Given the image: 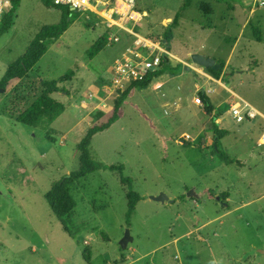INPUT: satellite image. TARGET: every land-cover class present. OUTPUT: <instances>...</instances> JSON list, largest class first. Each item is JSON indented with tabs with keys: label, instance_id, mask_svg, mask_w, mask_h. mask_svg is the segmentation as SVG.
I'll use <instances>...</instances> for the list:
<instances>
[{
	"label": "rangeland",
	"instance_id": "374dc122",
	"mask_svg": "<svg viewBox=\"0 0 264 264\" xmlns=\"http://www.w3.org/2000/svg\"><path fill=\"white\" fill-rule=\"evenodd\" d=\"M183 2L136 0L143 15L139 32L162 41L177 14L171 50L225 61L222 73L217 79L190 56L167 51L185 78L168 79L167 71L163 85L154 80L138 89L123 116L93 136L89 149L99 169L71 188L76 207L69 232L45 195L78 169L76 146L87 129L109 117L117 91L104 89L105 76L123 50L122 41L109 42L89 57L108 31L105 19L90 10H73L67 29L48 43L38 74L58 81L74 73L59 83L67 92L52 94L65 110L49 128L0 115V264H264V143L258 141L264 118L237 122L230 111L234 101L264 111V0H192L182 9ZM60 19L59 9L20 0L14 24L0 35V78L44 26ZM200 94L212 104V115ZM214 115L227 130L219 139ZM217 150L235 162L222 161ZM112 164L124 166L141 196L129 221L127 187L117 171L105 168ZM162 193L168 200L151 198ZM126 229L132 241L122 248Z\"/></svg>",
	"mask_w": 264,
	"mask_h": 264
},
{
	"label": "trees",
	"instance_id": "16d2710c",
	"mask_svg": "<svg viewBox=\"0 0 264 264\" xmlns=\"http://www.w3.org/2000/svg\"><path fill=\"white\" fill-rule=\"evenodd\" d=\"M46 7L59 9L61 11V19L58 23L44 26L39 33L34 37L26 51L14 62L7 66L3 76L0 78V115L8 116L16 121L28 125L30 127L47 129L50 125L64 112L65 105L52 97V94L59 91H65L64 87H60L59 83L68 81L73 76V70L60 78V80H47L42 78L35 66L40 58L46 53L48 43L56 40L67 29L70 22V14L74 11L66 5H58L52 0H40ZM224 1V0H217ZM20 0H11L10 9L4 14L0 24V35L6 32L14 24L19 8ZM192 0H184L182 9L191 6ZM201 8L205 12H212L210 4L203 3ZM229 8L232 6L229 4ZM178 24V15L173 18V22L164 34L167 49H170V42L173 38L172 27ZM255 37L261 40L259 31L253 27ZM108 44V32H105L88 50L89 57H93ZM220 67L216 70L209 68L208 71L215 77L219 78L222 73V68L225 61H218ZM176 74L179 71L178 66H172L169 57L166 53L161 55L159 66L149 71L145 77L140 80L131 81L125 85L123 90H117V95L113 100L111 113L105 122L92 125L87 129L81 140L76 146V151L79 157L78 169L65 175L62 179L54 182L45 198L64 230L69 232L68 223L73 216L76 202L71 195V188L75 180L84 178L92 172L99 169V165L93 160L90 154V144L93 136L103 130L108 129L115 121L123 116V105L128 102V98L134 95L138 89L147 87L153 78L161 75L164 72ZM3 89V91H2ZM201 99L205 103V109L209 115L213 113V106L201 95ZM103 113L100 111L96 114V118L100 119ZM218 116L214 115L212 119V128L217 139L223 137L227 130L220 129L219 124L215 121ZM218 157L226 162L233 163L234 159L226 155L224 152L216 151ZM240 163V162H237ZM105 168L117 171L120 175V180L127 187V211L126 219L129 221L131 213L134 211L137 202L141 196L133 189L132 179L125 177L123 174V165H105ZM85 259L89 262V251L85 249L83 252Z\"/></svg>",
	"mask_w": 264,
	"mask_h": 264
},
{
	"label": "built area",
	"instance_id": "2783aa9c",
	"mask_svg": "<svg viewBox=\"0 0 264 264\" xmlns=\"http://www.w3.org/2000/svg\"><path fill=\"white\" fill-rule=\"evenodd\" d=\"M58 5H66L74 11H92L105 19L108 31V43L119 42L123 32L133 37L132 44L111 64L108 83L104 89L113 93L114 90H123L131 81L140 80L149 71L155 70L165 52L163 43L142 35L138 30L141 13L137 11L136 0H52ZM264 4V2H262ZM11 0H0V24L4 14L10 9ZM113 30V31H110ZM196 103L201 104L199 97ZM231 114L235 121L241 122L246 118H255L258 112L250 105L243 106L239 101L231 104ZM260 143H264V131L260 136Z\"/></svg>",
	"mask_w": 264,
	"mask_h": 264
},
{
	"label": "crops",
	"instance_id": "0c3cea01",
	"mask_svg": "<svg viewBox=\"0 0 264 264\" xmlns=\"http://www.w3.org/2000/svg\"><path fill=\"white\" fill-rule=\"evenodd\" d=\"M214 2H215V0H214ZM137 11L138 12H140L138 9H137ZM251 12V11H250ZM211 13H213V10H212V12ZM210 14V13H209ZM142 20H143V15L141 14V19H140V21H139V23H138V27H140V25H141V22H142ZM245 24V23H244ZM142 34V33H141ZM142 35H144V34H142ZM146 37H148V36H146ZM151 38V37H150ZM173 38H175V35H173ZM173 38H172V40H173ZM171 40V41H172ZM120 41H122V49L121 50H123L122 52H121V54L124 52V50H125V48L126 47H128V46H130L131 44H132V41H133V37L132 36H130V35H127L126 33H124L123 32V35H122V37H121V40ZM162 43H163V48L165 49V52L167 53V51L169 52V54H172V53H174L175 54V56H176V58H180V57H182V58H188L189 56L188 55H184V56H182V55H179L178 53H176V52H174V51H172L171 50V46H170V49L168 50L167 49V46H166V43H165V39H163L162 41H161ZM234 46H236V44H234ZM234 46L232 47V51H233V49H234ZM232 51H231V53H232ZM231 53H230V55H231ZM120 54V55H121ZM119 55V56H120ZM230 55H229V57H230ZM119 56H117V57H119ZM116 57V58H117ZM229 57H228V59L226 60L227 61V64H228V61H229ZM115 60V59H114ZM113 60V61H114ZM170 60V59H169ZM113 61H112V63H113ZM111 63V64H112ZM170 63H171V60H170ZM172 65V64H171ZM172 66H175V65H172ZM110 67H111V65H110ZM109 67V68H110ZM108 68V69H109ZM195 70H198L197 68H195ZM195 70H193V71H195ZM164 73H167V72H164ZM164 73H162L161 75H159V76H157V77H155V78H153L152 79V81H151V83L154 81V80H159L160 81V83L158 84V86H161V85H163L164 83H165V80H162V75H164ZM186 73H188V72H186ZM172 73H170L169 75H167V77H168V79H171L170 77H172ZM174 76L177 78V77H179V78H185V74H180L179 73V71L176 73V74H174ZM150 83V84H151ZM149 84V85H150ZM219 84H223V83H219ZM148 85V86H149ZM198 86V84H195V86ZM147 86V87H148ZM196 86V87H197ZM146 88V87H145ZM198 89V88H197ZM165 95V94H164ZM248 103V102H247ZM249 104V103H248ZM250 105V104H249ZM252 108H254L257 112H258V114H259V116H262V118H264V111H262L261 109H258L257 107H255V106H253V105H250ZM217 120V119H216ZM218 120L220 121V117H218ZM259 123V122H258ZM258 126H259V124H258ZM261 129H262V127H261ZM264 131V129H262L261 131H260V134H259V136H258V141L260 142V136H261V133ZM263 144V143H262ZM133 262H128V263H126V264H132Z\"/></svg>",
	"mask_w": 264,
	"mask_h": 264
},
{
	"label": "water",
	"instance_id": "95a60500",
	"mask_svg": "<svg viewBox=\"0 0 264 264\" xmlns=\"http://www.w3.org/2000/svg\"><path fill=\"white\" fill-rule=\"evenodd\" d=\"M190 58H191L193 63H195L199 66H202L206 69L212 68V69L216 70L220 67V64L214 58L205 56L201 53H193L190 55ZM184 68H185V70H189L188 66H185ZM2 91H3V89H2ZM151 198L154 200H157V201H161V202L168 200V197L163 193L158 195V196H152ZM130 241H132V237L130 235L129 229H126L125 234L120 241L121 247L126 248Z\"/></svg>",
	"mask_w": 264,
	"mask_h": 264
}]
</instances>
